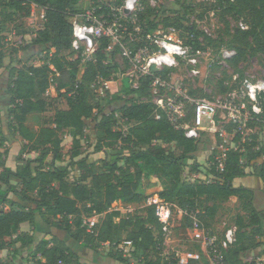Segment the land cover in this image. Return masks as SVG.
<instances>
[{"label": "trees", "instance_id": "trees-1", "mask_svg": "<svg viewBox=\"0 0 264 264\" xmlns=\"http://www.w3.org/2000/svg\"><path fill=\"white\" fill-rule=\"evenodd\" d=\"M79 1L56 0L49 5L44 0H0L6 23L28 19L33 5L45 9L43 28L23 51L30 47L43 48L48 61L42 67L24 64L21 68L11 69L10 128L23 139L24 145L15 169L7 166L8 151H0V252L12 248L16 259L18 249L9 242L16 237V243L33 247L31 254L37 264H82L79 255L54 235L37 243L33 236L21 235V225L30 223L35 226L36 218L40 216L48 226L66 232L85 249L103 254L102 248L109 246L111 253L108 256L120 263L131 264L119 249L122 246L130 248V257L140 259L137 261L141 264H170L169 260L175 254H164L166 238L155 215V207H147L143 214L121 218L119 222L115 219L120 218V213L111 210L118 203L131 206L146 202L147 197L139 192V188L144 178H151L156 181L160 199L172 209L176 207L185 213L189 227L191 218L188 215L191 213L199 211L202 227L209 230L207 219L213 218L218 205L239 202L249 217L238 218L237 241L228 249L225 259L227 264H243V254L262 244L264 217L263 212L254 207L253 191L234 186L235 180L246 177L241 155L231 152L223 173L210 167L204 181L186 183L183 169L195 160L199 142L187 139L183 131L175 130L166 119L156 118L151 93L155 77L168 79L174 69L142 76L135 89L130 78L125 77L131 68L129 60L122 56L119 45L108 51L112 41L106 37L98 39L94 61L83 65L80 54L78 56L72 48L71 20L80 14L77 9ZM92 1L95 15H104L108 24L121 18L111 2L123 5L125 0H106L109 5ZM151 1L157 2V6H152ZM160 1L140 0L143 10L137 14L135 24L128 23L129 30L133 32L139 26L145 35H152L160 29L174 28L180 33L183 45L191 46L195 54L212 49L220 56L222 49L235 50L237 54L228 61V67L240 79L244 78L243 66L253 59H259L264 70V0H203L199 18L211 17L212 13L218 18L223 30L217 37L207 35L199 28V22L190 21L188 16L193 9H185L183 15L176 11L169 15L158 7ZM231 20L237 22L236 27L232 26ZM127 22L121 19V23ZM239 24L245 25L246 29ZM17 29L19 35L32 33L23 25ZM3 33L4 27L0 24V36ZM127 46L135 55L145 43L127 42ZM73 54L77 55L76 60L68 58ZM119 57L123 59L122 63L118 61ZM3 60L4 55L0 53V68L4 66ZM219 62L211 65L210 71L222 69ZM51 67L58 73L55 76L56 97L46 96L53 74ZM223 75L218 85L219 95L228 94L238 82L225 85L232 76L225 72ZM120 78L124 96L131 97L119 109L121 118L129 125L125 130L117 128L114 113L103 111L100 117H95V107L89 101L87 90L88 85L117 82ZM72 92L74 94L69 95ZM62 99L66 100L67 109H57L50 123L42 124L37 130L28 125L30 116L45 114ZM121 100L115 95L110 104ZM191 118L189 114L188 121ZM92 127L97 137L94 153L105 154V158L98 161H92L82 152L84 143H90L92 136L87 132ZM5 142L0 129V149ZM257 157L250 154L248 159L251 161ZM198 167L195 164L193 170ZM73 169L80 174L70 181ZM254 175L264 182V166L255 168ZM210 176L212 181L207 182ZM93 215L101 216V220L91 234L82 227V222L84 216ZM196 246V252L201 253L200 246ZM0 264L10 263L4 261ZM189 264L203 262L192 260Z\"/></svg>", "mask_w": 264, "mask_h": 264}, {"label": "built area", "instance_id": "built-area-1", "mask_svg": "<svg viewBox=\"0 0 264 264\" xmlns=\"http://www.w3.org/2000/svg\"><path fill=\"white\" fill-rule=\"evenodd\" d=\"M152 6H157V2L151 1ZM143 10L140 0H125L121 8V18L116 20L110 26L107 23L100 22L95 18V10L87 13L85 16L76 15L72 18L73 25V45L72 48L77 55L81 57L82 64H88L94 61V54L97 49V41L102 37L109 38L112 44L108 51H111L114 45H119L122 50V56L129 60L130 70L126 77L130 78V82L135 89L138 88V81L132 78L136 74L151 75L153 66L162 72L165 69H176L180 61H184L189 65L197 67L199 62L197 56L200 52L194 53L191 46L181 45L179 42L172 41L163 37L164 29H160L156 34H144L142 29L137 26L134 31H130L128 23L135 24L136 16ZM31 27L36 31L43 28L46 15L45 9L36 5L32 6ZM121 19L130 20L127 23H121ZM246 29L245 25H241ZM208 31H206L207 33ZM170 35L178 33V30L168 29ZM208 35V33H207ZM144 42L137 54L134 55L133 50L127 46V42ZM154 46L158 51L151 54L150 48ZM157 46V47H156ZM159 48V49H158ZM147 54L148 59L143 65V55ZM235 50L222 49L219 56V64L228 67V61L236 56ZM53 74L51 75V85L46 91L47 97L57 96V83L55 76L58 75L57 70L51 67ZM199 74V71H193ZM172 74V73H171ZM170 75V74H169ZM239 81L236 87L226 95H219L215 98H198L190 97L183 90V84L172 88L167 79L162 76L155 77L151 89L153 92V102L156 105L155 115L157 119H166L175 130L183 131L185 137L189 140L201 142L205 135L214 139V145L209 148L208 161L212 169L217 173H223L226 169L228 156L231 152L241 155V165L244 167L251 164L253 169L264 166V147L258 140L256 135V127L264 124V73L257 77H244L239 80V75L235 76ZM169 78V77H168ZM112 82H101V95L106 97L105 93L110 90ZM158 88L173 92V96H162L158 94ZM65 91H63L64 93ZM74 94V92L69 95ZM189 114L192 115L188 121ZM207 121V125H204ZM252 146L248 151L256 154L255 160L244 159L247 146ZM197 177V176H196ZM147 207H155V215L162 224L164 236L167 239L173 233V210L172 207L164 202L158 195L149 197L145 202ZM199 211L190 214L191 226L189 235L191 241L199 245L200 252L187 251L185 253H176L170 264H189L190 261H203L208 264H227L225 254L228 249L233 246L236 241V230L227 229L221 240L212 231H207L202 227V222L198 219ZM101 216L93 215L92 217L84 216L82 227L88 233H94L97 225L100 223ZM165 241V244H166ZM106 247H109L106 245ZM119 249L130 255L131 249L120 246ZM168 256V255H166ZM256 264H263L258 261Z\"/></svg>", "mask_w": 264, "mask_h": 264}, {"label": "rangeland", "instance_id": "rangeland-1", "mask_svg": "<svg viewBox=\"0 0 264 264\" xmlns=\"http://www.w3.org/2000/svg\"><path fill=\"white\" fill-rule=\"evenodd\" d=\"M49 5L55 3L56 0H44ZM212 2V0H209ZM98 3L101 4H107L109 5L110 2H107L106 0H97ZM203 3V0H161L159 2L158 7L161 8V10H165L169 15L173 14L175 11L178 12L180 15H183L185 12V9H193L194 12H190L191 15L188 16L191 22L198 23L199 28L203 30L205 33L208 31V35L212 37H217L219 33L223 30L222 23L214 17L213 13L211 14V17L206 15L203 19L199 18V15L202 13L203 9H201V4ZM124 4V3H123ZM111 6L117 13L120 14L122 4L117 5L114 2H111ZM77 9L79 11V15L85 16L87 13L95 10L94 3L92 0H80L79 5L77 6ZM2 8L0 9V24L4 27V33L0 36V53L4 55V66L3 68L7 67L9 68H21L22 65L26 64L27 66H34V67H42L43 65H46L48 61L46 60V51L43 50V48L38 47H30L29 49L23 51L25 47H28L30 43L33 42V40L36 38L37 31L31 27V20L25 19L23 21L16 20L12 23H6L4 22V17L2 16ZM121 17V16H120ZM95 18L99 20L100 22L107 23V20L104 18V15L97 17L95 15ZM242 23V22H241ZM240 23V24H241ZM232 26L236 27L237 22L234 20H231ZM239 24V26H241ZM20 25H23V28H28L31 30V34L29 35H22L18 34V29ZM110 25V24H109ZM112 26V24L110 25ZM206 33V34H207ZM156 34V33H154ZM153 35V34H152ZM157 35V34H156ZM163 37L169 38L172 41L179 42L181 45L183 44L180 39V33H176L174 35H170L168 33V30H165V33L162 34ZM157 47V46H156ZM159 49V48H158ZM155 51L157 53V49L152 46L150 48V53L152 54ZM54 51L52 50L51 53ZM201 55L197 56L198 59V66L194 67L192 65L187 64L183 60L180 61L178 68L174 69V72L170 74L168 77V82L171 85L172 88L178 87L181 83L183 84V90L186 92L190 97L194 99L198 98H215L219 96L218 93V85L219 82L224 78L223 73H227L228 76H232L231 81H226L225 85H233L237 82L236 75H234V72L230 70L229 67H223L222 69H219L217 71H210L211 65L219 61V55L216 51L212 49H208L207 51H199ZM147 54L143 55V65L146 64V60L148 59ZM69 59L76 60L77 55H69ZM118 61L120 63L123 62V59L121 57L118 58ZM10 63V64H9ZM244 77H257L262 75L264 73V70L262 69L260 65L259 59H253L248 64L244 65ZM130 70V69H129ZM193 71H199V74H194ZM126 77V76H125ZM142 77V74H136V76L133 79V81H138ZM128 78V77H126ZM243 79V78H242ZM131 80V79H130ZM239 80L240 76H239ZM239 82V81H238ZM102 87V84L95 83L88 85V96L89 101L93 104L95 107L94 114L95 117H100V113L105 111L108 113H114L115 117L117 119V128L119 129H127L129 125L124 121L119 113L120 107L127 104V102L131 99L124 96L123 93V81L122 78L119 79V81L114 82V84L110 85V90H107L105 95L108 97L107 99L101 95L100 89ZM152 93V100H153V92ZM158 94L165 96H173V92L169 90H163L161 88H158ZM115 95L122 98L121 101L111 102V98ZM53 97H56L55 95ZM209 99V98H208ZM57 109H67L66 100L62 99L59 103L54 104L45 114L39 115V116H30L28 125L32 128L37 130L39 126L45 123H50L53 119L55 112ZM3 124V123H2ZM6 126L9 125V122L5 123ZM204 125H207V121H204ZM8 130V128H7ZM256 135H258L259 142L262 143L264 147V124H261L256 127ZM88 136H92L90 139L89 144H85V146L82 148V152L84 153V156H88L92 161H98L100 159L105 158V154L103 153H94L95 145L97 143V137L95 136L93 127L89 129L87 132ZM17 134L12 130H8L7 138H4L6 140H9V143L6 144V146L3 148L5 150H8L10 152V147L15 145V142L17 140L16 138ZM67 141V139H66ZM214 145V139L211 136L205 135L203 137V140L198 145V151L195 154V160H191L189 163H187L184 166L183 169V180L186 183L189 184H195L204 181V177L206 174L210 172V164L208 161V151L209 148ZM252 149V147L247 146L244 154V159L249 158L248 151ZM16 149V148H15ZM264 149V148H263ZM264 151V150H263ZM18 153V154H17ZM13 155L6 159V163L9 166L15 167L17 165V162H19L21 158V152L15 150V153H12ZM17 154V155H16ZM68 162V159H67ZM199 165L198 170H193L194 165ZM245 172L246 177L237 179L238 185H241L239 187H244L247 189H252L254 193V207L257 211L263 212L264 217V182L256 177L254 175V169L251 166V164H247L245 166ZM80 172L73 169L70 174V181H73L74 179L78 178ZM197 176V177H196ZM212 177H208L207 182H211ZM139 192L142 193L144 196L152 197L154 195L158 194V187L156 184V181L151 178H144L141 181V186L139 188ZM209 206H212L210 204ZM147 208V205L145 202L139 205H123V204H114L112 207V211H116L120 213V218L115 219L116 222H119L121 218H126L129 216L134 215H141L144 213V210ZM173 210V233L170 236L169 239H167L166 244L164 246V254L165 255H173L176 253H185L187 251H193L196 252L197 250V244L191 241V237L189 235V223L186 220L185 213L178 210L176 207L172 209ZM190 218V215H188ZM239 217H243L247 219L249 216L245 211L242 209L241 204L239 202H229V203H223L218 205L217 212L213 216V218L207 219V223H209L210 227L207 231H212L216 234L217 238L219 240L222 239L224 232L227 229L233 228L237 230V221ZM200 221L201 219L198 218ZM202 222V221H201ZM208 229V228H207ZM262 243L260 247L253 249L245 254H243L242 262L243 264H256L258 261H261L264 264V239L260 240ZM263 241V242H262ZM9 242L11 244L17 245L18 243L15 242L14 238L9 239ZM32 245V244H31ZM18 248V256L16 259H14V251L12 248H9L6 251H3L0 253V262H7L10 264H37V260L32 256V246H17ZM101 252L102 254H99L93 250H86L84 253H81V260L82 262H87L88 264H123L116 260H114L112 257L108 256L109 253H111V250L109 247L102 248ZM125 258L129 259L131 264H141L140 259H133L130 257V255L126 254L124 256ZM80 260V259H79ZM203 264H208L206 260L203 259Z\"/></svg>", "mask_w": 264, "mask_h": 264}, {"label": "crops", "instance_id": "crops-1", "mask_svg": "<svg viewBox=\"0 0 264 264\" xmlns=\"http://www.w3.org/2000/svg\"><path fill=\"white\" fill-rule=\"evenodd\" d=\"M22 37H24V36L22 35ZM28 37H30V36L28 35ZM3 62H4V60H3ZM11 69L12 68L8 69L7 67L6 68L5 67L0 68V129L2 130L4 138H7L8 130L11 129L10 128L9 113H8L9 108H10V103H11L10 93H9V86H10V81H11L10 79H11V75H12ZM111 84H114V82H112ZM7 122H9L8 126L5 125V123H7ZM7 128H8V130H7ZM16 138H17V140L15 142V145L10 147L11 148L10 152L7 150L8 151V154H7L8 157L9 156L11 157L13 155L12 153L13 152L15 153L16 149L18 152L19 151L21 152V150L23 148V145H24L23 139L18 134H17ZM8 143H9V140H6L4 147ZM3 148H1L0 151H3L4 150ZM17 164H18V162H17ZM7 166L12 168V169H15L17 165L15 167H12L9 165H7ZM237 181L238 180H235L234 186L235 187L241 186V185H238V186L236 185V184H238ZM250 190H252V189H250ZM20 233H21V235L33 236V239L36 241V243L43 240L47 236L54 235V236L58 237L59 240L62 241L66 246H68V248L72 249L76 254L79 255V259H80V262L82 264H88L87 262H82L81 256H80L81 253H84L88 249H85L80 244H77L66 232H64L62 230H57L55 228L48 226L40 218V216H37L35 226H32L30 223L22 224ZM14 239H16V237H14ZM17 246H22V245L20 243H18L16 245V247ZM0 253H2V252H0ZM38 260H40V257L38 258Z\"/></svg>", "mask_w": 264, "mask_h": 264}, {"label": "water", "instance_id": "water-1", "mask_svg": "<svg viewBox=\"0 0 264 264\" xmlns=\"http://www.w3.org/2000/svg\"><path fill=\"white\" fill-rule=\"evenodd\" d=\"M152 70H153L154 72H157V71H158V69H157L156 66H153V67H152Z\"/></svg>", "mask_w": 264, "mask_h": 264}]
</instances>
